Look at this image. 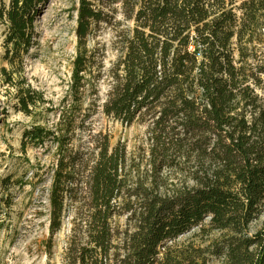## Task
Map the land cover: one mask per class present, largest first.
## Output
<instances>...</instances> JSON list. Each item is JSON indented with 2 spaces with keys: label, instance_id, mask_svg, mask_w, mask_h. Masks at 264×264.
Returning a JSON list of instances; mask_svg holds the SVG:
<instances>
[{
  "label": "trees",
  "instance_id": "trees-1",
  "mask_svg": "<svg viewBox=\"0 0 264 264\" xmlns=\"http://www.w3.org/2000/svg\"><path fill=\"white\" fill-rule=\"evenodd\" d=\"M47 1L0 0L9 65L36 47ZM102 25L118 52L107 70L90 47ZM75 32L70 84L48 110L51 125L36 119L43 95L4 71L15 108L35 120L22 151L53 159L49 249L72 215L64 264H206L203 250L177 241L207 227L223 234L210 252L223 264H264V0H79ZM98 114L146 125L154 170L179 169L195 185L171 196L130 188L125 145L87 124ZM80 133L87 152L75 146ZM123 215L126 229L114 223Z\"/></svg>",
  "mask_w": 264,
  "mask_h": 264
},
{
  "label": "rangeland",
  "instance_id": "rangeland-1",
  "mask_svg": "<svg viewBox=\"0 0 264 264\" xmlns=\"http://www.w3.org/2000/svg\"><path fill=\"white\" fill-rule=\"evenodd\" d=\"M79 0H48L41 8L35 26L39 38L37 45L24 57L23 63L9 65L4 59V28L0 27V264H64L72 230L73 216L68 215L63 228L55 235L49 249V192L52 183L53 159L46 149L29 147L21 149L22 136L35 124L15 106L18 104L17 87L6 84L9 73L16 83L25 81L22 89L43 95L45 104L36 111L41 124L54 120L48 112L58 108L68 91L73 61L76 56L77 8ZM117 21L121 29L124 22L120 9ZM90 47L98 53V62L105 70L116 61L115 32L102 25L90 41ZM100 103L107 89V81L99 84ZM88 105V102L85 104ZM39 114L41 116H39ZM96 132L108 134L112 146L119 142L127 150L125 177L130 188L143 186L164 196H171L195 185L189 175L179 169L162 168L156 172L151 158V143L146 125L136 123L130 127L110 120L102 114L95 115L87 123ZM76 148L87 152L88 138L78 134ZM38 174V175H36ZM133 204L135 199H131ZM127 217H116L115 226L127 228ZM263 227V220L253 223L250 235ZM222 233L199 228L181 237L178 247L191 246L205 252L206 264H223L222 259L210 253L222 238Z\"/></svg>",
  "mask_w": 264,
  "mask_h": 264
}]
</instances>
